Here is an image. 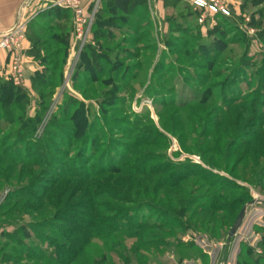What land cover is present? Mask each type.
<instances>
[{
	"label": "rangeland",
	"instance_id": "374dc122",
	"mask_svg": "<svg viewBox=\"0 0 264 264\" xmlns=\"http://www.w3.org/2000/svg\"><path fill=\"white\" fill-rule=\"evenodd\" d=\"M202 1L197 7L194 0H132L127 15L105 14L119 24L109 29L113 36L103 49L92 32L80 46L64 22L61 29L33 18L46 39L28 32L45 43L39 52H30L31 43L24 41L25 83L16 87L25 97L17 102L23 110L14 114L37 122L24 137L17 126H2L0 143L7 159L23 162L36 145L43 156L29 165L0 163V264H59L41 253L65 261L56 253L71 247L53 231H76L90 201L110 211L108 218L104 211L97 215L99 225L115 215L129 217L133 228L143 225L137 234L144 239L137 245L135 238L116 235L126 260L105 254L102 241H94L98 252L79 256L76 264H264V187L252 184L250 160L232 170L248 149L264 166V0ZM50 2L46 9L53 8ZM94 2L95 12L108 5ZM88 45L93 55L83 59ZM53 51L64 52L54 58ZM7 65L3 80L9 79ZM204 132L205 141L219 138L224 151L236 141L227 169L200 160L204 147L197 143ZM205 167L211 174L194 176L193 170ZM210 185L228 191L211 193ZM245 192L248 200L233 205ZM207 200L221 207L213 222L189 219ZM249 200L255 202L228 240ZM63 217L76 224L58 220Z\"/></svg>",
	"mask_w": 264,
	"mask_h": 264
},
{
	"label": "trees",
	"instance_id": "16d2710c",
	"mask_svg": "<svg viewBox=\"0 0 264 264\" xmlns=\"http://www.w3.org/2000/svg\"><path fill=\"white\" fill-rule=\"evenodd\" d=\"M132 0H107V6L106 4L102 5V7L100 9L97 10V12H95L94 16H93V21L90 27V32H92V40L96 41V46H100V48L103 49V47L107 46L111 37L113 35L110 34V32L112 30H116L114 25L119 24L116 23V19H114L115 17H111L109 19H106L105 14H110V16H113L114 12H119L122 15H127L128 14V7L131 4ZM95 5V3H94ZM94 5L91 6V10L88 9V11H92ZM106 8H105V7ZM110 6V7H109ZM105 8V9H103ZM109 8V9H108ZM107 9V10H106ZM106 11V12H102V11ZM37 19H46L47 22L50 23L51 26L54 27H60L61 29H63V22L65 25H67L68 28V34L70 36V33H73V21H72V15L71 12L69 10H64V9H60V8H51L48 9L46 11H43L41 13H39V15H36ZM33 20V18L31 19V21ZM36 19H34L32 22L29 21V23L26 24L25 26V37L26 40L29 41L31 43V48H30V52H32L33 50L36 49V52L41 51V49L43 48L45 43H41L39 44L38 40H35L33 38V36H36L37 39H46L45 36V32L42 30V28L37 25V21H35ZM111 31H110V30ZM32 31L33 32V36L28 35V32ZM63 31L62 34L59 36V40L61 43L65 42L64 39V35H63ZM72 36V34H71ZM217 48L219 50H223L224 45L220 42H217ZM44 52L47 53V47L44 49ZM64 51H53V53L51 54V56H53L54 58H56L58 55L62 54ZM87 54L93 55L92 52L89 50V45L86 47V49L83 51V56L82 58L84 59ZM26 55V52H25ZM42 63L45 62L44 57L41 59ZM81 68L82 65H79ZM91 72V71H90ZM36 76V75H35ZM33 75V80L34 77ZM22 91H24V89L22 90V88H18L16 86H14L12 84V82L7 79V80H3L2 78H0V128L2 126H7V125H13L14 127L17 126L16 128L17 131L16 133L18 134V136L20 137H24L27 136L29 134H31L32 132V128L34 127V125L36 124L37 121H30V119L26 120L25 122L22 121L21 115H17L16 113L14 114L15 111H19V110H23L22 107H20L19 105H17V102L19 100H22L25 97V93H22ZM14 103H16V105H13ZM20 112V111H19ZM82 115V114H81ZM2 119L4 120V122L2 121ZM85 120H82V123L80 125V129L85 128ZM24 133V134H22ZM208 135V132H204L203 138H201V140L199 139V142L197 143V147L199 146H203L204 147V151H199L201 153H197L199 155L200 160H202L205 164H207V166L213 169L214 166H218V164L222 167V169H227L228 161L230 160V155L233 152H236V150L238 149V147L236 146V141H232V143L230 145H227L225 151L222 150L220 148V146H223L221 143V140L219 138H214L213 140H208L205 141V136ZM28 138V137H27ZM259 138V136H254V138H252L251 141H255ZM29 140V139H27ZM37 144V143H36ZM4 143H0V163L2 162H8L10 163V165L12 166L14 164V162L19 163L20 165H29V164H33L35 162H37L38 158L40 156H43V150L41 148L40 145H36V149H34L33 153H29L26 154V159L23 162H18L16 160V157H10V159H7L6 155H7V151H3V147H4ZM12 150H14V155L16 152V145L13 146ZM252 150L248 149V151H245L242 155V157H240V159H238L237 161H235L233 163V168L232 170H236L237 165L242 162L243 160L247 159V161H251L253 162L255 168H253L252 173L250 174L251 177V181L252 184L255 186H263L264 187V166L263 167H258V165L255 162V158L254 156H251L250 152ZM32 152V151H31ZM205 152L207 153H211L209 159L204 160L203 156L205 154ZM224 153V154H223ZM260 155V153H257L256 151L254 152V154ZM42 154V155H41ZM202 154V155H201ZM13 155V156H14ZM9 160V161H7ZM244 168H246V165L244 166ZM248 168V167H247ZM257 168V169H256ZM207 169L209 168H203V169H196L195 171L193 170V172L195 173L194 176L198 177L200 175H202L203 173H208L211 174L210 171H208ZM188 170H189V166H188ZM211 170V169H209ZM192 171V170H191ZM243 176L244 179V175H241V178ZM210 190L208 188L209 191H211V193L213 192H226L228 191V189H224V188H219V187H213L212 185H210ZM17 194V192L15 193V195ZM90 195V193H89ZM248 194L245 192V197L239 198L237 200L234 201L233 205L235 204H241V201L243 199L246 198L247 199ZM89 199V198H88ZM250 199V198H249ZM88 201V200H87ZM208 201V200H207ZM89 202V201H88ZM250 202L247 201V203ZM215 204V203H214ZM211 203V201L208 202H204L203 207H201L199 210H196L191 212L189 219H193L196 218L197 216H202L201 218V223L207 222L209 224H211V222H213L212 220L215 219L214 214L219 211L221 207H219L218 205H214ZM87 213L86 215H84V221H82L81 223H84L82 225H75L76 221L72 218L69 217H63L62 219H58L60 221H62L64 224H70V225H75V227L79 230L78 233L77 229L76 231H66L68 232L67 234H60V233H56L55 231H53L55 234V236H58V238L60 240L63 241V245L65 246H69L71 247L70 251H60L56 253V256L58 258L60 257H64L66 258L65 261L63 260H56L53 259L50 255H46V254H42L41 258H43L45 261H50L52 260L53 262H58L59 264H76V260L78 259L79 256L84 255L85 257L88 258V256L90 255L89 253L94 251V252H98L97 250V245L95 242L98 241H102V243H100V245L102 244V246H104V249L101 251H104V253L106 254L108 251H110L112 254H116L119 257H121L122 259H127L126 257V252L125 249L121 246H119V242L115 241V237L117 236H121L122 238H135L136 244L137 245H141L142 241H143V237L138 236L137 231H140L141 228L143 227L142 224L138 223L136 225V228H133L131 226V222L129 217H125L123 219H121L119 216H112L113 219L110 220H105L107 221V223L105 225H99V219L97 217V215L100 216V213L103 212V214L101 215L102 217L108 218L109 217V209H105V208H101L100 205H96L95 202L90 201L87 205ZM244 206V205H243ZM242 206V207H243ZM189 208V207H188ZM242 209V208H241ZM240 209V210H241ZM189 212V209H188ZM240 212V211H239ZM200 213L202 215H200ZM56 217V216H55ZM54 217V218H55ZM209 217V219H208ZM126 218L125 222L122 224V222L124 221V219ZM56 219V218H55ZM57 220V219H56ZM47 227L48 226V230L51 233V228L49 225L45 224ZM99 225V226H98ZM92 226L94 227H99L101 229V233H90L89 229L92 228ZM231 228V227H230ZM53 235V233H51ZM114 241H113V240ZM112 240V243H109V241ZM95 241V242H94ZM115 243V244H113ZM98 244V243H97ZM115 245H117V248H114ZM136 245V246H137ZM51 248H54L55 250L58 251L57 247L52 244ZM99 249V248H98ZM100 250V249H99ZM134 252L137 251V248L133 250ZM252 251L248 250L246 252V256L248 257L249 255H251ZM56 257V258H57ZM107 257L103 255L102 260H105ZM32 260H34V258H32ZM259 261H261L260 259H249V262L247 261H238V264H258ZM109 264V262H108Z\"/></svg>",
	"mask_w": 264,
	"mask_h": 264
},
{
	"label": "built area",
	"instance_id": "2783aa9c",
	"mask_svg": "<svg viewBox=\"0 0 264 264\" xmlns=\"http://www.w3.org/2000/svg\"><path fill=\"white\" fill-rule=\"evenodd\" d=\"M194 1L197 7H202L204 3L202 0ZM50 3V7L71 12L74 37L82 46L88 38L97 3H95L92 11H88V7L83 0H51ZM210 3H214V0H210ZM209 7L214 10L212 4ZM29 21L30 19L21 21L14 29L0 35V50L5 51L7 55V76L14 86H21L25 83L24 64L26 58L24 55L27 47L24 41L26 40L25 26Z\"/></svg>",
	"mask_w": 264,
	"mask_h": 264
},
{
	"label": "crops",
	"instance_id": "0c3cea01",
	"mask_svg": "<svg viewBox=\"0 0 264 264\" xmlns=\"http://www.w3.org/2000/svg\"><path fill=\"white\" fill-rule=\"evenodd\" d=\"M46 1L47 0H0V35L14 29L21 21H25V19L31 20L36 15H39V13L48 10L45 7ZM83 1L88 9H90L92 6L90 3L91 0ZM6 61L7 55L5 51L0 50V74L5 70Z\"/></svg>",
	"mask_w": 264,
	"mask_h": 264
},
{
	"label": "water",
	"instance_id": "95a60500",
	"mask_svg": "<svg viewBox=\"0 0 264 264\" xmlns=\"http://www.w3.org/2000/svg\"><path fill=\"white\" fill-rule=\"evenodd\" d=\"M254 200L246 203L242 209L240 210V212L238 213L234 223L232 224L230 230L228 231V234H227V239H231L233 236H235L236 232L238 231V229L240 228L243 220H244V217H245V214H246V211L248 209L249 206H251L252 204H254Z\"/></svg>",
	"mask_w": 264,
	"mask_h": 264
}]
</instances>
